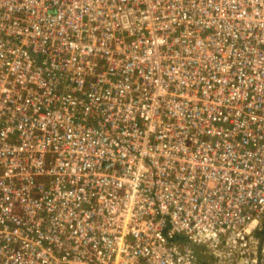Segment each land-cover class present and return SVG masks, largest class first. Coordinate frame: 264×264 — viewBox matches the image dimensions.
Returning a JSON list of instances; mask_svg holds the SVG:
<instances>
[{
  "label": "built area",
  "instance_id": "built-area-1",
  "mask_svg": "<svg viewBox=\"0 0 264 264\" xmlns=\"http://www.w3.org/2000/svg\"><path fill=\"white\" fill-rule=\"evenodd\" d=\"M263 219L264 0H0V264H256Z\"/></svg>",
  "mask_w": 264,
  "mask_h": 264
},
{
  "label": "crops",
  "instance_id": "crops-1",
  "mask_svg": "<svg viewBox=\"0 0 264 264\" xmlns=\"http://www.w3.org/2000/svg\"><path fill=\"white\" fill-rule=\"evenodd\" d=\"M264 233V219L258 223H255L246 231L248 245L246 248L248 251L252 252V259L255 258L258 248H261V251L264 253V241H262V234ZM264 240V239H263ZM262 242V243H261ZM236 251L241 254L243 249L239 248V245L236 246Z\"/></svg>",
  "mask_w": 264,
  "mask_h": 264
},
{
  "label": "water",
  "instance_id": "water-1",
  "mask_svg": "<svg viewBox=\"0 0 264 264\" xmlns=\"http://www.w3.org/2000/svg\"><path fill=\"white\" fill-rule=\"evenodd\" d=\"M262 241H264V233L262 234ZM262 243V242H261ZM256 264H264V253L261 251L259 247L256 253Z\"/></svg>",
  "mask_w": 264,
  "mask_h": 264
},
{
  "label": "bare ground",
  "instance_id": "bare-ground-1",
  "mask_svg": "<svg viewBox=\"0 0 264 264\" xmlns=\"http://www.w3.org/2000/svg\"><path fill=\"white\" fill-rule=\"evenodd\" d=\"M256 257V256H255Z\"/></svg>",
  "mask_w": 264,
  "mask_h": 264
}]
</instances>
